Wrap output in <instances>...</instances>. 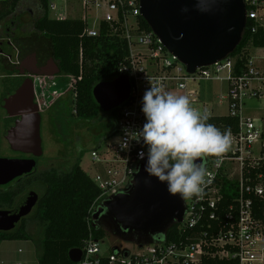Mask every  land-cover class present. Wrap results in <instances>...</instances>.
<instances>
[{
	"label": "built area",
	"instance_id": "2783aa9c",
	"mask_svg": "<svg viewBox=\"0 0 264 264\" xmlns=\"http://www.w3.org/2000/svg\"><path fill=\"white\" fill-rule=\"evenodd\" d=\"M9 1L0 0V9ZM57 1L71 3V10L77 15L73 20L86 24L81 38H98L105 30L108 37L124 40L129 50L119 72L120 76L129 77L130 98L119 108L112 133L92 152L97 170L92 181L101 194L86 217L90 233L78 264H202L203 258L208 256L232 259L239 264H264V117L255 119L242 114L248 100L264 98V65H258L250 58L242 73L237 74L236 60L230 56L189 75L186 67L152 30L142 28L140 0H18L17 10H28L41 17L49 11H57L54 4ZM245 4L247 22L254 23L252 30L256 32L259 27H264V0H245ZM139 48L146 51H137ZM14 62L19 64L18 55ZM82 62L81 44V65ZM25 77L32 80L36 94L43 92L42 96L46 95L48 83L55 81L41 75L27 74ZM64 78L75 102L76 85L82 80V73L79 77L64 75ZM215 81L227 82L228 93L219 102L222 105L228 101L229 115L238 118L239 128L237 133L230 134V147L226 152L219 158H204L206 184L198 198L185 200L184 219L182 224H177L180 237L170 243L154 242L142 248L115 245L103 251L102 240L92 232L93 216L109 198L134 184V175L147 161L146 156L143 160L138 158L140 151L147 152V146L142 140L129 139V134L139 132L146 123L142 98L151 87L150 82H158L174 94L184 92L191 104H202L201 85ZM42 102L44 99L38 104L40 112L46 106ZM202 106L205 108L208 104ZM202 115H208L206 109ZM125 140L129 143L128 149L121 147ZM224 182L235 183L233 192L236 195L229 200L222 194Z\"/></svg>",
	"mask_w": 264,
	"mask_h": 264
},
{
	"label": "water",
	"instance_id": "95a60500",
	"mask_svg": "<svg viewBox=\"0 0 264 264\" xmlns=\"http://www.w3.org/2000/svg\"><path fill=\"white\" fill-rule=\"evenodd\" d=\"M140 6L141 17L165 48L186 67L189 75L199 68L228 59L242 42L247 28L245 0H140ZM37 44H43L49 50V44L43 40L33 45ZM49 57L52 60V55ZM34 62L38 67L42 66L41 71H46L40 59L34 57ZM55 68L56 72L51 75L60 73L59 68ZM31 74L46 75L41 72ZM19 79L21 81L14 84L18 90H14L17 92L12 100L19 98L22 106L7 118L6 140L13 151L41 157L42 116L39 106L34 103L35 89L31 79ZM29 83L30 88L26 85ZM27 91L32 97L28 98ZM130 94L131 83L126 75L112 82L99 83L93 90L104 113L119 109L129 100ZM145 165L146 161L134 175L133 185L109 198L93 216L96 225L102 224L115 238L139 248L153 244L156 237L165 236L172 226L182 224L186 211L185 200L170 194L165 183L149 176L144 170ZM36 167L34 159L0 158V187L33 173ZM39 199L31 191L19 199L14 209L0 210V232L15 230L36 208ZM82 254L81 249H73L69 258L78 264Z\"/></svg>",
	"mask_w": 264,
	"mask_h": 264
},
{
	"label": "trees",
	"instance_id": "16d2710c",
	"mask_svg": "<svg viewBox=\"0 0 264 264\" xmlns=\"http://www.w3.org/2000/svg\"><path fill=\"white\" fill-rule=\"evenodd\" d=\"M47 8V2L44 1ZM18 0H11L2 4L0 9V22L16 13ZM142 28L151 31L143 18L139 19ZM252 21L247 22L242 42L231 55L236 60V72L242 73L244 64L251 58L250 49H264V27H259L253 32ZM34 30L41 36L49 39V46L53 57L58 64L62 75H73L82 80L78 82L75 90L74 111L80 121L89 122L97 119L102 113L97 104L93 90L102 82H112L120 76V67L129 55L126 42L118 37H108L106 31L98 38L82 37L86 24L80 20H52L48 14L37 18L33 22ZM41 38V37H40ZM83 47V62L80 63V49ZM59 73V74H60ZM120 109L114 110L118 119ZM207 123L215 125L221 132L237 133L239 128L238 118L230 115H207ZM257 172V171H255ZM29 178V177H28ZM22 179L15 188L1 190L0 210H12L19 199L33 187L43 188V194L34 211V219L42 227V239L39 241L41 253L38 264H74L69 258L73 249H83L84 242L89 236L86 217L93 207L101 192L92 179L84 172L80 162L76 161L66 176L62 177L56 171L48 172L35 179ZM11 184L5 186L8 187ZM224 182L222 194L229 198L236 195L233 192L235 183L229 185ZM27 219L11 232H0V245L5 241L31 240L26 225ZM178 225L172 226L165 236L155 238V242H172L180 237ZM94 236L104 240L108 232L101 225L94 224ZM183 238H186L184 236ZM186 239H184L185 241ZM202 264H239L232 259L218 257H205Z\"/></svg>",
	"mask_w": 264,
	"mask_h": 264
},
{
	"label": "rangeland",
	"instance_id": "374dc122",
	"mask_svg": "<svg viewBox=\"0 0 264 264\" xmlns=\"http://www.w3.org/2000/svg\"><path fill=\"white\" fill-rule=\"evenodd\" d=\"M57 11H49L48 17L52 20L73 19L77 15L71 10V3H61L59 1L54 3ZM41 14H34L26 10L24 16H31L32 21L40 17ZM26 18L23 19L26 21ZM31 26V23L28 25ZM35 35L39 36V40H43L49 44V39L45 36H41L35 31ZM137 51H146V49L139 48ZM250 55L254 63L263 66L264 65V49L251 48ZM5 73L4 70L0 71ZM61 87L65 89V83L61 80ZM202 92V104L207 103L208 106L203 108L202 104H191L193 108H196L201 115L204 114V109L207 110L208 115L212 116H227L230 113V104L225 101L220 105V99L228 93L227 82L215 81L211 83H203L200 87ZM174 94V92H172ZM176 95H184V92H176ZM242 114L251 118L264 117V98H252L246 102L242 108ZM41 125V137H42V150L43 156L39 158V162L36 170H34V176L29 177L30 180H35L48 172L56 171L60 176L64 177L70 171L71 167L76 161L80 162V165L84 172L93 179L96 175V167L94 166L92 159V152L98 148V144L101 142L99 133L103 130V125L88 124L89 122H83L82 127H69L66 119L57 116V123L55 124L53 118L49 114H43ZM116 116L112 113L102 112L98 117L100 123L108 125L112 130L114 126V118ZM96 137V138H95ZM10 144L6 142L3 145L5 149V156L14 157L16 151L11 149ZM12 150V151H10ZM11 152V154H10ZM19 153V152H16ZM30 154V153H27ZM12 155V156H11ZM18 185L17 182L11 184L8 187H2L1 190H8L15 188ZM43 188L33 187L29 192H35L39 197L42 196ZM24 196V195H23ZM34 211L24 219H27L26 225L29 233L32 235L31 240H15L5 241L0 245V264H38L39 255L41 253V246L39 241L42 239V227L40 222L34 219ZM22 221L18 224V226ZM17 226V227H18ZM115 245L134 247L133 243H123V241L115 238L111 234H107L106 238L102 240L101 248L103 251H108Z\"/></svg>",
	"mask_w": 264,
	"mask_h": 264
},
{
	"label": "clouds",
	"instance_id": "9594fccd",
	"mask_svg": "<svg viewBox=\"0 0 264 264\" xmlns=\"http://www.w3.org/2000/svg\"><path fill=\"white\" fill-rule=\"evenodd\" d=\"M142 98L146 123L129 139L143 141L147 152L145 171L167 185L168 192L182 200L199 197L206 184L205 157L219 158L230 147V132H221L207 123V115L194 109L184 95L166 91L158 82L151 83ZM128 149L127 140L121 143ZM219 163V159L216 160Z\"/></svg>",
	"mask_w": 264,
	"mask_h": 264
},
{
	"label": "flooded vegetation",
	"instance_id": "af4514ba",
	"mask_svg": "<svg viewBox=\"0 0 264 264\" xmlns=\"http://www.w3.org/2000/svg\"><path fill=\"white\" fill-rule=\"evenodd\" d=\"M24 11L17 10L16 13L9 17L6 22H0V71L4 70L5 73L0 72V158H7L5 155V149L3 145L7 142L6 140L7 130H6V121L7 118L15 114L16 111L22 106L20 104L21 100H12L13 96L16 97V81H21L19 77H24L27 74H31L32 72H36L38 69L43 70L42 66H36L34 62V57L38 59H42L48 54V51L43 44L33 45L40 38L38 35L31 34L30 27L28 26L30 23L32 24L31 16H24ZM31 13V12H29ZM34 16L33 13H31ZM25 23H23V19L26 18ZM18 55L19 64H16L14 61ZM37 63V62H36ZM46 69V68H45ZM24 73V74H22ZM32 75V74H31ZM48 76V78H54L55 81L48 83V86L45 88L46 95L42 96V93H35V101L36 105L40 104L44 99V103L46 106L42 108L41 115L49 114L51 118H53L54 123L56 124L57 116L66 119L67 125L69 127H82L84 125L83 121H80L75 116L74 104L72 100V93L67 88V80L64 78V75H41ZM61 80L65 83V89L61 87ZM28 88H30V83L26 84ZM18 90V89H17ZM28 98L32 97L31 93L27 91ZM33 97H34V93ZM36 96H39V98ZM16 101V102H15ZM18 101V102H17ZM21 110V109H20ZM112 113V112H111ZM57 121V122H56ZM95 125H103V130L99 133V138L103 141L104 138L108 137L112 130L105 125L104 123H100V120L95 119L93 121H89L88 124ZM42 125V123H41ZM42 128V127H41ZM96 138V137H95ZM10 147V146H9ZM12 149V148H11ZM12 151V150H10ZM11 154V152H10ZM18 154L14 157H8L13 159H34L39 162V158L36 157L33 153H14L13 155ZM12 156V155H11ZM37 168V167H36ZM35 168V170H36ZM33 173L26 175L22 178H19L12 182H19L22 179H26L28 177H33ZM2 188V187H0ZM100 208L97 209V211Z\"/></svg>",
	"mask_w": 264,
	"mask_h": 264
},
{
	"label": "crops",
	"instance_id": "0c3cea01",
	"mask_svg": "<svg viewBox=\"0 0 264 264\" xmlns=\"http://www.w3.org/2000/svg\"><path fill=\"white\" fill-rule=\"evenodd\" d=\"M32 13V12H31ZM35 21V20H34ZM30 31H31V34L34 35L35 33V30H34V27H33V23L31 24L30 26ZM49 49V53L50 54H47L45 57H43L42 59L40 58V61H41V64H43V67L46 68L45 72L44 71H40L39 69L36 71V72H41L42 74H49L51 75L50 73H55L56 72V68L55 67H58V64L57 62L55 61L54 57H53V53L51 51V47L49 46L48 47ZM49 55H52V60H50V57ZM44 72V73H43ZM61 74V73H60ZM54 75H58V74H54ZM102 142V141H101ZM101 142L98 144V147L99 145L101 144Z\"/></svg>",
	"mask_w": 264,
	"mask_h": 264
}]
</instances>
